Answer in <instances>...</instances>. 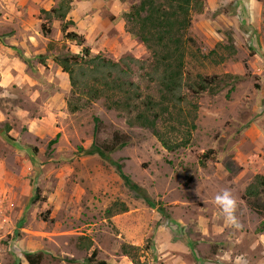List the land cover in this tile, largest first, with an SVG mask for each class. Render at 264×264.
<instances>
[{
    "label": "rangeland",
    "instance_id": "obj_1",
    "mask_svg": "<svg viewBox=\"0 0 264 264\" xmlns=\"http://www.w3.org/2000/svg\"><path fill=\"white\" fill-rule=\"evenodd\" d=\"M61 1L69 2L73 24L53 20L45 37L40 11ZM138 2L0 0V264H30L26 254L37 264H236V257L264 264V194H246L264 177V17L251 19L244 0H202L186 31L172 32L178 44L161 34L144 44L125 17ZM64 25L83 36L82 46L65 39ZM82 47L145 63L132 66L141 97L114 91L109 101L70 112L68 76L54 57ZM153 53L161 64L181 61L183 102L148 76ZM213 75L218 86L187 90ZM147 100L152 111L142 105ZM141 113L157 114L156 135L128 125ZM115 131L128 144L111 160L165 216L125 187L112 164L86 153ZM207 151L214 158L201 160ZM224 189L236 200L240 227L226 225L213 202Z\"/></svg>",
    "mask_w": 264,
    "mask_h": 264
},
{
    "label": "trees",
    "instance_id": "obj_2",
    "mask_svg": "<svg viewBox=\"0 0 264 264\" xmlns=\"http://www.w3.org/2000/svg\"><path fill=\"white\" fill-rule=\"evenodd\" d=\"M160 1L163 2V5L155 0H139L137 4L131 5L130 10L125 13L127 22L137 24L139 29V34L131 33V36L139 39L144 44H149L153 42L154 39L161 41L164 35L170 40L173 31H175L176 34L186 31L190 26V11L193 8L202 7V0ZM69 10L70 5L68 1H61L48 11L41 10V34L45 37L50 35L51 22L53 20L63 22L64 24H73L71 21H66ZM147 29L149 31L153 30V32L148 33L147 36H142L140 32ZM62 32L64 33L65 39L75 42L78 46L83 45L84 38L82 35L76 32H66L65 25L62 26ZM154 32L157 33L155 34ZM171 40L175 44L179 43L178 38H173ZM54 62L68 76L71 99L67 103V106L72 113L86 108L90 103L101 98H105L109 101L110 93L114 91L126 95L130 100H138L141 97L137 84L132 80V66L140 65L138 68L144 69L145 63L130 56H124L114 61L101 54H93L87 47H82L81 51L77 54L67 51L64 55L54 57ZM152 64L148 76L163 88L171 101L175 103L183 102L185 98L182 94L184 83L181 61L176 59L174 64L171 62L161 64L156 53H153ZM220 83L221 79L215 75L201 77L197 83L187 85V90H189L192 95H197L205 92L211 85L218 86ZM82 99H84V103H80ZM73 101L74 104H72ZM142 105L146 111L153 110V105L150 100L142 101ZM156 120V113L147 115L141 113L136 116V123L131 121H127V123L129 126H139L140 128L150 130L151 133L156 135ZM96 122L97 118H94V138L97 134ZM57 138L58 134L51 143L54 144ZM127 144V137L115 131L108 143L98 145L94 141L86 153L88 155H97L101 159L112 164L116 174L122 180L125 187L140 197L148 207L152 209L156 208L162 216H165L163 207L151 200L146 193L123 172L122 164L118 161L111 160L110 154L124 148ZM213 154V151H207L200 155V159H213ZM37 193L38 191L36 190V194ZM246 194L249 196L264 194V177L257 176L255 182L250 184L246 189ZM37 196L39 195H36L34 200H37ZM21 224L22 221L18 223V226H21ZM25 258L30 264H37L38 262V259H36L38 257H34L31 254H26ZM88 260L90 261H88V264L93 262V258ZM132 262L133 264H142L133 259ZM97 264L106 263L100 261L97 262Z\"/></svg>",
    "mask_w": 264,
    "mask_h": 264
},
{
    "label": "clouds",
    "instance_id": "obj_3",
    "mask_svg": "<svg viewBox=\"0 0 264 264\" xmlns=\"http://www.w3.org/2000/svg\"><path fill=\"white\" fill-rule=\"evenodd\" d=\"M214 204L218 207L219 214L224 218V223L233 227H240L234 215L236 209V200L233 198L228 189H224L214 196ZM20 257L23 259L22 251ZM223 259L227 260L229 257L225 255ZM242 257H236V264H241ZM26 264V261H24Z\"/></svg>",
    "mask_w": 264,
    "mask_h": 264
},
{
    "label": "crops",
    "instance_id": "obj_4",
    "mask_svg": "<svg viewBox=\"0 0 264 264\" xmlns=\"http://www.w3.org/2000/svg\"><path fill=\"white\" fill-rule=\"evenodd\" d=\"M246 14L256 22H262L264 17V3L261 0H244Z\"/></svg>",
    "mask_w": 264,
    "mask_h": 264
}]
</instances>
